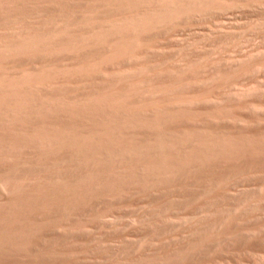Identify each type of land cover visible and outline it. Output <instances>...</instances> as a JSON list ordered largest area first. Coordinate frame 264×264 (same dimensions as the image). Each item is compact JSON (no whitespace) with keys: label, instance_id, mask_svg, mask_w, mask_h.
I'll return each instance as SVG.
<instances>
[{"label":"rangeland","instance_id":"1","mask_svg":"<svg viewBox=\"0 0 264 264\" xmlns=\"http://www.w3.org/2000/svg\"><path fill=\"white\" fill-rule=\"evenodd\" d=\"M0 264H264V0H0Z\"/></svg>","mask_w":264,"mask_h":264}]
</instances>
